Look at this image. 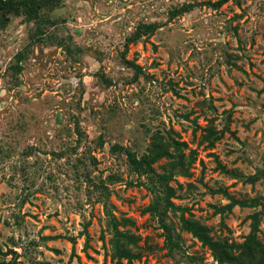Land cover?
<instances>
[{
  "label": "rangeland",
  "instance_id": "rangeland-1",
  "mask_svg": "<svg viewBox=\"0 0 264 264\" xmlns=\"http://www.w3.org/2000/svg\"><path fill=\"white\" fill-rule=\"evenodd\" d=\"M2 14L0 264H221L182 217L264 243V0Z\"/></svg>",
  "mask_w": 264,
  "mask_h": 264
},
{
  "label": "trees",
  "instance_id": "trees-1",
  "mask_svg": "<svg viewBox=\"0 0 264 264\" xmlns=\"http://www.w3.org/2000/svg\"><path fill=\"white\" fill-rule=\"evenodd\" d=\"M57 0H0V14H15L24 12L32 14L38 12L41 8H47L50 4H54ZM9 18L8 15L5 19ZM178 147V142L174 143ZM170 155L166 148L156 147V154L154 156L144 157L143 160L137 161L132 159L137 168L145 170L150 169V163L157 158V156ZM180 163L182 161L180 160ZM163 183L170 178V173H163L160 176ZM170 189V188H169ZM181 224L184 229L190 231L193 235L198 237L202 243L207 245L215 259L221 264H264V243L258 241L254 235H249L245 241L239 245L228 243L226 240L214 239L208 232V229L193 219L181 218Z\"/></svg>",
  "mask_w": 264,
  "mask_h": 264
}]
</instances>
